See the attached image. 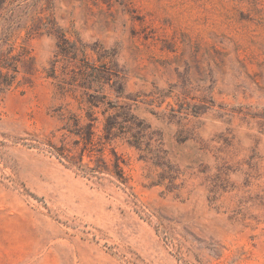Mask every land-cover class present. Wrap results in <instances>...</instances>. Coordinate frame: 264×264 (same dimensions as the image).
<instances>
[{"label":"rangeland","instance_id":"374dc122","mask_svg":"<svg viewBox=\"0 0 264 264\" xmlns=\"http://www.w3.org/2000/svg\"><path fill=\"white\" fill-rule=\"evenodd\" d=\"M0 62V264H264V0H0Z\"/></svg>","mask_w":264,"mask_h":264},{"label":"trees","instance_id":"16d2710c","mask_svg":"<svg viewBox=\"0 0 264 264\" xmlns=\"http://www.w3.org/2000/svg\"><path fill=\"white\" fill-rule=\"evenodd\" d=\"M3 62V61H2ZM2 62H0V93L2 92L1 90L7 89L10 87L12 81L8 80L9 72L10 70L13 72H16V67H10L8 65H4ZM1 69H6L7 72L5 74H2ZM12 78V77H11Z\"/></svg>","mask_w":264,"mask_h":264}]
</instances>
